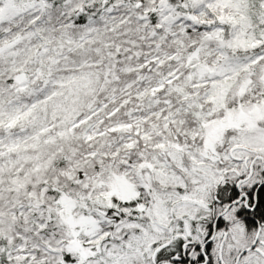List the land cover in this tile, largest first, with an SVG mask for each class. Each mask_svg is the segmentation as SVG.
<instances>
[{
    "label": "snow or ice",
    "instance_id": "snow-or-ice-1",
    "mask_svg": "<svg viewBox=\"0 0 264 264\" xmlns=\"http://www.w3.org/2000/svg\"><path fill=\"white\" fill-rule=\"evenodd\" d=\"M0 264H264V0H0Z\"/></svg>",
    "mask_w": 264,
    "mask_h": 264
}]
</instances>
